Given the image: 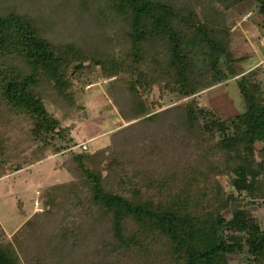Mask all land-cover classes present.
Here are the masks:
<instances>
[{
	"label": "trees",
	"instance_id": "1",
	"mask_svg": "<svg viewBox=\"0 0 264 264\" xmlns=\"http://www.w3.org/2000/svg\"><path fill=\"white\" fill-rule=\"evenodd\" d=\"M228 12L250 14L264 40V0H0V179L44 161L45 146L53 156L77 146V126L47 102L69 115L99 78L110 79L111 110L139 120L105 148L73 151V166L62 163L70 183L47 188L42 212L13 235L0 222V264H264L253 218L264 202V63L229 72L217 25ZM230 80L242 113L201 105ZM155 86L186 102L150 112Z\"/></svg>",
	"mask_w": 264,
	"mask_h": 264
},
{
	"label": "rangeland",
	"instance_id": "2",
	"mask_svg": "<svg viewBox=\"0 0 264 264\" xmlns=\"http://www.w3.org/2000/svg\"><path fill=\"white\" fill-rule=\"evenodd\" d=\"M252 6L254 8V5L247 2L240 6V10H248ZM226 14L229 15L223 18L224 23L218 20L217 25L223 24V27L231 35L228 40L227 56L230 61L229 72H239L251 64H253L251 68L257 66L264 57V43L260 44V40L263 42L264 40L260 30L249 19L246 20L250 14L241 13L242 18L235 13L228 12ZM109 81L110 79L99 78L94 84L88 85L83 90L80 100L77 101L79 107L74 112L70 111L69 115L56 110L53 105L47 102L49 110L59 118L61 125L75 124L77 126L75 132L80 136L75 139L77 146L72 148L73 150L53 156L56 150L45 146L44 155L47 158L44 161L36 162L24 171L0 179V222L9 236L13 235L34 213L42 212L45 206L43 196L47 188L56 183H70L68 181L71 176L62 167V163L66 164L67 162L70 167L73 166L70 161L74 154L72 152L81 154L78 145L82 139H89L97 131L112 129L109 134L103 133L104 135L101 134L99 138L87 142L89 145L87 152L92 153L107 147L114 131L139 121L127 122L123 120L118 117L115 111L111 110V105L107 103V100H103L102 95L107 91L106 84ZM81 85L77 84V88H80ZM159 94V87L155 86L153 93L145 98L149 111L152 113L164 110L160 109V106H154V102L163 103L166 107L174 106L175 103L180 106L186 102L179 100L177 96L162 99ZM198 100L204 108H211L226 118L240 114L245 110L241 91L234 80L208 90L201 94ZM87 125L89 126L85 129ZM36 147L37 144H34L33 149ZM59 211L60 208L57 209V213L61 214ZM253 218L264 226V202H261L259 206H254ZM55 225L56 223L49 222L48 227L56 228Z\"/></svg>",
	"mask_w": 264,
	"mask_h": 264
},
{
	"label": "crops",
	"instance_id": "3",
	"mask_svg": "<svg viewBox=\"0 0 264 264\" xmlns=\"http://www.w3.org/2000/svg\"><path fill=\"white\" fill-rule=\"evenodd\" d=\"M229 14H225V15H223V16H221L220 18H219V21L221 22V23H224L223 22V18H225L226 16H228ZM246 20H248V17H247V19ZM220 27H222V28H224L223 27V24H221L220 25ZM224 29H226V28H224ZM229 36H231L230 34H229V31L227 30V40H229ZM264 42L262 41V40H260V44H263ZM258 62H260V61H258ZM261 63H264V57L261 59V62L259 63V64H261ZM258 64V65H259ZM115 111V110H114ZM90 125H92V124H90ZM89 125H87V126H85V129H87V127H88ZM112 129H110V130H104V131H97L96 133H94L89 139H82L79 143H83V142H91V141H93V140H95L96 138H99L100 136H101V134L102 135H104V134H109L110 133V131H111ZM75 132V130L73 131V136L75 137V139L78 137L79 138V134L78 133H74ZM104 133V134H103Z\"/></svg>",
	"mask_w": 264,
	"mask_h": 264
},
{
	"label": "built area",
	"instance_id": "4",
	"mask_svg": "<svg viewBox=\"0 0 264 264\" xmlns=\"http://www.w3.org/2000/svg\"><path fill=\"white\" fill-rule=\"evenodd\" d=\"M78 147L80 148V152H86L89 150V145L87 142L80 143Z\"/></svg>",
	"mask_w": 264,
	"mask_h": 264
}]
</instances>
